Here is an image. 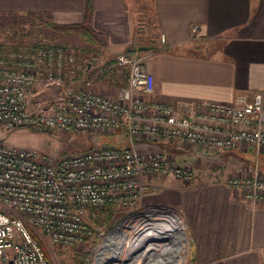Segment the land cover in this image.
<instances>
[{
	"label": "built area",
	"instance_id": "obj_1",
	"mask_svg": "<svg viewBox=\"0 0 264 264\" xmlns=\"http://www.w3.org/2000/svg\"><path fill=\"white\" fill-rule=\"evenodd\" d=\"M112 66L125 75L118 97L90 90L89 81L78 78L84 68L96 77ZM153 90L145 57L136 51L81 67L69 48L41 33L0 40V129L98 132L117 141L53 157L0 138V204L10 210H0V264H49L30 229L53 243L76 244L95 233L87 225L89 209L119 204L132 208L128 228L116 224L97 232L100 241L88 264H133L147 239L124 251L117 250V237L131 232L130 225L144 215L134 210L148 192L143 178H193L189 163L173 150L218 152L244 145L255 154V165L227 186L247 200L264 201V173L257 163L264 152L262 91L248 100L169 103L146 98Z\"/></svg>",
	"mask_w": 264,
	"mask_h": 264
},
{
	"label": "crops",
	"instance_id": "obj_2",
	"mask_svg": "<svg viewBox=\"0 0 264 264\" xmlns=\"http://www.w3.org/2000/svg\"><path fill=\"white\" fill-rule=\"evenodd\" d=\"M88 1L0 0V20L83 23ZM90 1L89 27L101 56L145 57L154 82L146 98L230 102L262 91L264 108V0ZM258 164L264 171V152ZM173 183L165 197L185 219L190 264H264V201L246 200L225 180Z\"/></svg>",
	"mask_w": 264,
	"mask_h": 264
},
{
	"label": "rangeland",
	"instance_id": "obj_3",
	"mask_svg": "<svg viewBox=\"0 0 264 264\" xmlns=\"http://www.w3.org/2000/svg\"><path fill=\"white\" fill-rule=\"evenodd\" d=\"M24 26L27 28L25 33L23 30L25 29ZM39 33L43 34L51 42L63 44L69 48L76 55L77 63L81 67H85L87 63H91L93 65L105 62L110 63L112 58H114L117 54L116 53L115 55L104 59L101 56L100 48L93 37L84 36L80 31H55L47 25L45 20L38 19L37 17L8 15L5 19L0 20V40H18L21 35H26L27 39H31ZM112 69L114 70L108 74H101V79L98 80L96 77L94 80L95 74L92 76L93 73H89L90 70L86 71L84 68L78 72V78L79 80L83 79L89 81V86H87V88L90 90L107 95L111 98L118 97V92L125 86L124 70L113 66ZM108 135L109 134L98 132L63 133L49 130L41 131L26 126L13 128L11 130L0 129V138L5 139L8 143L17 146L32 147L53 157H57L63 153L79 151L102 143H117L115 140L116 137H110ZM171 152L177 157V159H185L191 166L193 178L191 181H185L187 183L225 180V183L227 184L231 178L249 174L255 165L256 158L255 154L244 145L235 149L221 150L218 152H206L190 149L185 152L177 150H173ZM260 155L261 153L257 156V163H259ZM246 168H250L249 171H246ZM261 171L264 172L262 169ZM168 176L170 178L167 176H148L149 178H143V182L149 187L148 192L137 200L138 202H136L134 210L143 215L145 214V210L166 207L173 210L176 215H180L185 223L184 230L188 237L187 249L180 252L185 254V261L183 264H190V238L185 219L181 212L166 199L167 196L165 197L167 194V187L173 186V182L180 181V179L178 180V178L171 175ZM228 188L233 189L231 186ZM239 191L241 192V190ZM260 201L262 200H255L253 202ZM131 209L132 208L122 204L89 209L86 221L87 225L95 233L89 238L76 244L62 245L53 243L46 236H44L39 229L35 228L31 229V231H33L42 243L49 264H88V258L91 257L93 248L97 242L100 241L97 236V232H105L110 227L115 226L116 224L118 225L119 223L128 228L126 224L130 218L126 219V216H128L127 213ZM0 210L10 211L1 204ZM148 215L149 213L146 214L143 219H146L144 222L146 224H144V226L150 229V223L148 221L151 216ZM152 218L157 220L159 216L155 215ZM124 219L126 220L124 221ZM137 226L138 224H135L133 227V231L135 233L138 230L136 229L138 228ZM166 242H168V238H165L164 240H157L149 237V239L145 241V245L147 246V243H156V245L160 244L159 247H162ZM148 251L150 253L152 249L149 248ZM172 251L159 254V250H154L153 254L151 253V257L154 255L153 258H151V263H154V261L156 262L154 264L177 263L178 256L175 254L176 250L174 251L173 249ZM262 254L264 261V246L262 248ZM139 260H134L133 264H143L144 260L142 259V263H140Z\"/></svg>",
	"mask_w": 264,
	"mask_h": 264
},
{
	"label": "bare ground",
	"instance_id": "obj_4",
	"mask_svg": "<svg viewBox=\"0 0 264 264\" xmlns=\"http://www.w3.org/2000/svg\"><path fill=\"white\" fill-rule=\"evenodd\" d=\"M148 213V216H151L149 217L150 220L148 219V222L150 223V229L144 226V224H146L144 223L146 219H143V217ZM155 215L159 216L157 220L152 218ZM137 221L138 222L132 223L130 225L132 228V233L127 232L126 234H122V236L117 237V250L123 247V250L125 251L126 247L128 246V251L130 248H132V245L138 247L141 244H144L143 242L145 239H149V237L157 240H164L165 238H168V242H166L162 247H159L160 244L156 245V243H150V245L147 243V246L142 250V252H140L138 255H135V258L131 262L134 260L138 261L140 259L139 261L142 263L143 259V264H154L156 263L155 261L154 263H151V258L154 256L152 255L151 257V253L153 254L154 250H159V254H163L174 249V251L176 250L175 254L178 256V260L177 263L174 262L173 264H183L185 261V254H182L180 251H185L187 249L188 237L184 230L185 223L180 215H176L175 212L169 208L158 207L157 209L155 208L151 210H145V214L137 219ZM135 224H138V228H136L138 230L136 233L133 231ZM119 226L121 227V223H119L117 227ZM149 248L152 249L150 253L148 251ZM124 264L132 263L125 262Z\"/></svg>",
	"mask_w": 264,
	"mask_h": 264
},
{
	"label": "trees",
	"instance_id": "obj_5",
	"mask_svg": "<svg viewBox=\"0 0 264 264\" xmlns=\"http://www.w3.org/2000/svg\"><path fill=\"white\" fill-rule=\"evenodd\" d=\"M85 11H86L85 12V19H84L83 23L60 25V24L47 22V25L50 26L51 28H53L55 31H80V32H82V35H84V36L93 37V34H92L93 32L89 27L90 16H91V11H92V4H91L90 0L86 4V10ZM91 40H93V39H91ZM30 233H31L33 238H35L39 241V243L43 249L44 255L47 258L44 247H43L42 243L40 242V240L33 233V231H31V229H30Z\"/></svg>",
	"mask_w": 264,
	"mask_h": 264
},
{
	"label": "water",
	"instance_id": "obj_6",
	"mask_svg": "<svg viewBox=\"0 0 264 264\" xmlns=\"http://www.w3.org/2000/svg\"><path fill=\"white\" fill-rule=\"evenodd\" d=\"M144 49H146L144 46L138 48V50H144Z\"/></svg>",
	"mask_w": 264,
	"mask_h": 264
}]
</instances>
